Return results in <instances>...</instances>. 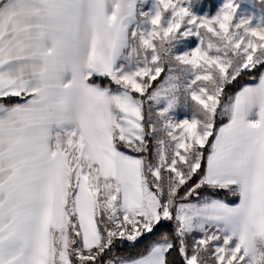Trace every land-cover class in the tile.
<instances>
[{
	"label": "snow or ice",
	"instance_id": "6c2138e0",
	"mask_svg": "<svg viewBox=\"0 0 264 264\" xmlns=\"http://www.w3.org/2000/svg\"><path fill=\"white\" fill-rule=\"evenodd\" d=\"M213 3L0 0V264H264V6Z\"/></svg>",
	"mask_w": 264,
	"mask_h": 264
},
{
	"label": "rangeland",
	"instance_id": "374dc122",
	"mask_svg": "<svg viewBox=\"0 0 264 264\" xmlns=\"http://www.w3.org/2000/svg\"><path fill=\"white\" fill-rule=\"evenodd\" d=\"M148 2L151 3V0H148ZM238 2H240L245 7H248L250 11H255L257 14L260 13L262 6H264V0H238ZM207 10L208 8L205 11Z\"/></svg>",
	"mask_w": 264,
	"mask_h": 264
},
{
	"label": "trees",
	"instance_id": "16d2710c",
	"mask_svg": "<svg viewBox=\"0 0 264 264\" xmlns=\"http://www.w3.org/2000/svg\"><path fill=\"white\" fill-rule=\"evenodd\" d=\"M220 0H214V3H213V8H212V10H214L215 9V7L217 6V4H218V2H219ZM208 7L206 6L205 7V9L204 10H206ZM209 10V9H208Z\"/></svg>",
	"mask_w": 264,
	"mask_h": 264
}]
</instances>
